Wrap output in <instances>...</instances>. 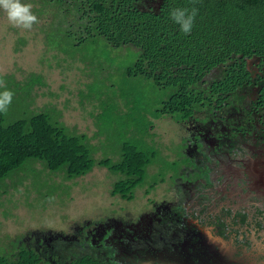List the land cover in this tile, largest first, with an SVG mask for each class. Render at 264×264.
<instances>
[{
    "label": "trees",
    "instance_id": "1",
    "mask_svg": "<svg viewBox=\"0 0 264 264\" xmlns=\"http://www.w3.org/2000/svg\"><path fill=\"white\" fill-rule=\"evenodd\" d=\"M21 2L31 4L40 20L49 19L43 30L45 41L60 53L54 35L49 33L51 24L58 27L56 35L74 47L105 42L112 55H134L128 76L142 79L158 91L156 106L147 113L153 119L168 116L179 124L194 121L197 128L213 120L220 129L226 126L229 137L241 143L249 140L253 130L258 131V124L263 126L264 0ZM192 7L198 14L191 33L185 35L169 13L173 8ZM27 83L29 92L37 84L45 86L38 76ZM88 140L86 134H70L63 122L44 111H31L11 121L7 112L0 113V184L28 162L41 163L52 173H64L68 181L87 175L98 165L123 176L113 185L111 195L132 201L156 152L124 141L119 161H96ZM63 250L74 251L69 264H108L106 256L89 243L71 245L66 239ZM0 264L52 263L24 246L13 258L0 254Z\"/></svg>",
    "mask_w": 264,
    "mask_h": 264
},
{
    "label": "rangeland",
    "instance_id": "2",
    "mask_svg": "<svg viewBox=\"0 0 264 264\" xmlns=\"http://www.w3.org/2000/svg\"><path fill=\"white\" fill-rule=\"evenodd\" d=\"M48 20L38 17L31 30H23L12 26L0 10V79L5 84L0 92L11 89L14 94L9 121L44 111L63 122L70 134H86L96 161H119L124 141L155 151L156 157L132 201L111 195L123 176L107 168L96 165L87 175L68 181L64 173L28 162L0 184V254L10 258L34 238H72L81 228L111 220L135 222L154 209L145 194L155 184L151 197L157 203L175 196L168 192L174 183L171 176L187 162V141L198 129L194 121L179 124L168 116L153 119L147 114L156 106L158 91L128 76L134 55H112L105 42L74 47L57 36L58 27L51 24L50 36L62 54L46 44ZM32 76L41 77L45 86L37 84L29 92Z\"/></svg>",
    "mask_w": 264,
    "mask_h": 264
},
{
    "label": "flooded vegetation",
    "instance_id": "3",
    "mask_svg": "<svg viewBox=\"0 0 264 264\" xmlns=\"http://www.w3.org/2000/svg\"><path fill=\"white\" fill-rule=\"evenodd\" d=\"M257 127L241 143L226 126L202 122L171 176L175 196L157 203L145 194L154 209L135 222L111 220L26 246L52 264L73 260L66 239L96 247L108 264H264V123Z\"/></svg>",
    "mask_w": 264,
    "mask_h": 264
},
{
    "label": "clouds",
    "instance_id": "4",
    "mask_svg": "<svg viewBox=\"0 0 264 264\" xmlns=\"http://www.w3.org/2000/svg\"><path fill=\"white\" fill-rule=\"evenodd\" d=\"M195 2V0H193ZM32 5L22 3L21 0H0V10L6 13L9 23L23 30H31L33 25L38 23V17L32 12ZM198 14L196 7L173 8L170 10V18L179 26V30L188 35L194 26ZM0 87H5L4 81L0 79ZM13 92L5 89L0 92V113H6L12 102Z\"/></svg>",
    "mask_w": 264,
    "mask_h": 264
}]
</instances>
